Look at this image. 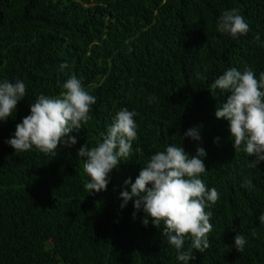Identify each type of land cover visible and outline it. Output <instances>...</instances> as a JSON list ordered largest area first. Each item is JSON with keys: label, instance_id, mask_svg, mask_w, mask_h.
I'll return each mask as SVG.
<instances>
[{"label": "trees", "instance_id": "1", "mask_svg": "<svg viewBox=\"0 0 264 264\" xmlns=\"http://www.w3.org/2000/svg\"><path fill=\"white\" fill-rule=\"evenodd\" d=\"M231 9L248 24L236 38L215 27ZM232 67L264 72V0H0V82L20 79L27 88L0 121V264H181L160 229L142 224V211L133 218L132 201L119 207L123 181L134 182L170 144L190 155L206 150L201 179L220 195L206 209L210 247L189 264H264V161L249 168L255 157L235 152L228 122L214 115L230 93L210 85ZM72 75L96 97L92 119L69 133L77 142L58 146L54 158L13 152L6 141L30 104L58 95ZM123 108L137 113L130 160L110 173L105 191L89 194L78 150ZM197 125L201 140L181 141ZM246 177L251 189L241 187ZM237 232L246 239L239 253Z\"/></svg>", "mask_w": 264, "mask_h": 264}, {"label": "clouds", "instance_id": "2", "mask_svg": "<svg viewBox=\"0 0 264 264\" xmlns=\"http://www.w3.org/2000/svg\"><path fill=\"white\" fill-rule=\"evenodd\" d=\"M216 31L236 38L248 32V24L237 9L226 10L216 21ZM256 35L253 43L259 42ZM61 69L68 67L61 64ZM213 90L230 93L226 102L216 107L215 118L228 122L230 139L235 152L243 151L248 157L249 168H257L264 161V72L257 78L251 68L243 71L232 67L223 72L210 85ZM56 96L40 94L29 106L30 114L15 125L13 135L6 143L13 152L35 150L55 157L58 146L71 147L77 140L70 136L91 119L92 105L96 97L91 95L75 75L61 85ZM27 88L23 80L0 82V121H7L16 111L17 103L25 98ZM155 97H149V103ZM135 111L119 110L106 132H100L93 143L87 141L78 150L83 159V172L87 176L84 188L89 194L105 191L110 173L121 161L130 160L133 141L137 139ZM181 137L199 142L200 126L186 130ZM218 141L219 138H216ZM206 150L197 146L194 155L184 148L168 145L152 154L141 167L134 182L123 181L119 198L123 209L129 201L133 204V218L143 213L142 224H151L160 229L166 245L174 249L181 264L194 259L193 252L204 253L210 247L208 233L212 230L211 211H206L220 198L215 188H208L201 176L206 169ZM241 187L251 189L252 180L244 178ZM264 225V213L258 217ZM232 247L243 252L246 239L239 232L234 236ZM186 240L190 246L184 249Z\"/></svg>", "mask_w": 264, "mask_h": 264}]
</instances>
